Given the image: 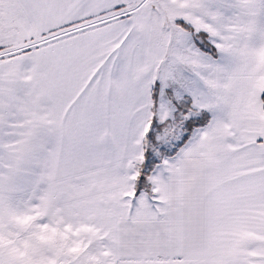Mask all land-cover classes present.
Returning a JSON list of instances; mask_svg holds the SVG:
<instances>
[{
    "label": "snow or ice",
    "instance_id": "obj_1",
    "mask_svg": "<svg viewBox=\"0 0 264 264\" xmlns=\"http://www.w3.org/2000/svg\"><path fill=\"white\" fill-rule=\"evenodd\" d=\"M0 264H264V0H0Z\"/></svg>",
    "mask_w": 264,
    "mask_h": 264
}]
</instances>
